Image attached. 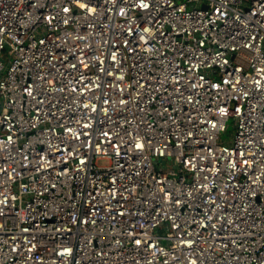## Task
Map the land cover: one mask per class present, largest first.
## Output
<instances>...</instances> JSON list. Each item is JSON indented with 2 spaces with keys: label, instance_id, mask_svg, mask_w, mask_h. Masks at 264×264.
I'll use <instances>...</instances> for the list:
<instances>
[{
  "label": "built area",
  "instance_id": "1",
  "mask_svg": "<svg viewBox=\"0 0 264 264\" xmlns=\"http://www.w3.org/2000/svg\"><path fill=\"white\" fill-rule=\"evenodd\" d=\"M0 264H264V0H0Z\"/></svg>",
  "mask_w": 264,
  "mask_h": 264
},
{
  "label": "rangeland",
  "instance_id": "2",
  "mask_svg": "<svg viewBox=\"0 0 264 264\" xmlns=\"http://www.w3.org/2000/svg\"><path fill=\"white\" fill-rule=\"evenodd\" d=\"M228 124H229L228 132H226V133L223 135V139H224V140H229V139H230V135H231V134L233 133V131H234V121H233V120H230V121L228 122ZM170 173H171L172 175H179V172H178V170H176V169L171 170Z\"/></svg>",
  "mask_w": 264,
  "mask_h": 264
}]
</instances>
